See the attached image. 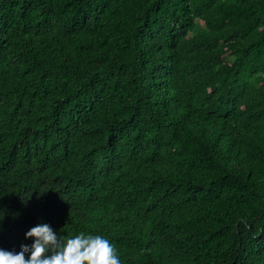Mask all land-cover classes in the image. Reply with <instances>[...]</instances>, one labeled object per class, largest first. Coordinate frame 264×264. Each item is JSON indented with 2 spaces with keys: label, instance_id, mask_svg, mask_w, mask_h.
Returning <instances> with one entry per match:
<instances>
[{
  "label": "trees",
  "instance_id": "trees-1",
  "mask_svg": "<svg viewBox=\"0 0 264 264\" xmlns=\"http://www.w3.org/2000/svg\"><path fill=\"white\" fill-rule=\"evenodd\" d=\"M41 220L264 264V0H0V247Z\"/></svg>",
  "mask_w": 264,
  "mask_h": 264
},
{
  "label": "clouds",
  "instance_id": "clouds-1",
  "mask_svg": "<svg viewBox=\"0 0 264 264\" xmlns=\"http://www.w3.org/2000/svg\"><path fill=\"white\" fill-rule=\"evenodd\" d=\"M28 241V242H25ZM0 264H122L115 245L104 235L79 232L62 240L45 221L24 232V241L0 247Z\"/></svg>",
  "mask_w": 264,
  "mask_h": 264
}]
</instances>
